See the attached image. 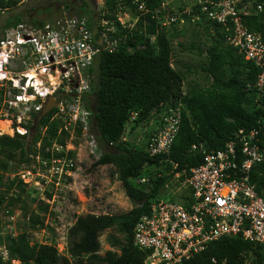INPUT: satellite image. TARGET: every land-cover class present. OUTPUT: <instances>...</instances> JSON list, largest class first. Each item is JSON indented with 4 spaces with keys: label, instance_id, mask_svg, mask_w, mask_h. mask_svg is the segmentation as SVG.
Instances as JSON below:
<instances>
[{
    "label": "built area",
    "instance_id": "1",
    "mask_svg": "<svg viewBox=\"0 0 264 264\" xmlns=\"http://www.w3.org/2000/svg\"><path fill=\"white\" fill-rule=\"evenodd\" d=\"M87 2H95L89 9H94L90 10L94 17L99 16L96 21L66 15L42 26L19 23L0 37V120L9 123L11 136L27 140L47 98L56 104L45 116L47 124L35 134L23 172L16 174L25 188L33 187L45 195L51 183L56 189L61 186L63 179L71 175L76 160L70 154L80 148V142L87 146L89 157L97 161L101 158L92 129L91 107L86 101L91 93L89 69L100 54L112 53L128 42L123 32L131 37L139 19L148 16L160 29L173 25L180 28L202 18L220 24L228 33L224 44L256 67L258 73L252 87L259 99L264 98V42L246 29L242 20L246 12L236 8L239 0H179L180 7L170 6L167 1L153 9H148L143 1L133 0L134 13L123 5L126 0H118L114 16L104 9V0ZM257 11H261V6H257ZM148 19L145 25L149 24ZM180 109V105L162 106L160 128L147 141L146 151L151 157L169 154L179 130ZM136 117V113H131L129 120ZM51 124L57 125L56 137L45 146L43 140ZM2 135L5 134L0 130ZM262 136L264 120L260 119L258 128L239 129L222 148L203 152L199 166L176 171L177 165L172 164L165 176L172 175L171 180H176L186 193L180 195L181 202L155 200L148 213L136 221L133 245L148 252L144 264H181L228 237H240L264 252V198L251 181L252 169L264 162ZM62 137L63 142H58ZM146 182L148 178L136 181ZM54 198L55 195L51 200ZM40 201L49 203L44 198ZM2 214L8 218L2 233L14 235L13 223H8L12 216H8L9 211ZM0 257L8 259L3 246ZM241 257L242 264H258L251 252Z\"/></svg>",
    "mask_w": 264,
    "mask_h": 264
},
{
    "label": "trees",
    "instance_id": "2",
    "mask_svg": "<svg viewBox=\"0 0 264 264\" xmlns=\"http://www.w3.org/2000/svg\"><path fill=\"white\" fill-rule=\"evenodd\" d=\"M132 1L126 0L123 5L134 13ZM139 1H143L148 9L167 1L173 7L181 5L179 2L178 6H174L171 0ZM117 2L104 0V9L112 16ZM16 5L18 2L14 0H0V16ZM257 6H261V11H257ZM76 8V16L90 19L87 0H80ZM236 8L246 12L242 17L246 29L259 35L264 42V0H239ZM147 19L148 16L139 19L131 37L128 32H123L127 34L128 42L112 53H102L97 57L95 66L89 69V95L93 97L94 104L92 99L87 100L91 107L92 129L100 148H108L109 144H113L93 166L112 165L126 196L140 205L125 214H87L78 217L69 230L65 256L60 255L53 244H40L32 240L30 232L43 228L45 216L31 212L24 223V231L15 237L1 235L0 221V246H5L8 256L7 260L0 257V264H11L12 261L20 264H144L148 252L140 251L133 245V228L136 221L148 213L150 205L172 177L163 174L152 180L151 170L160 165L171 170L172 164H176V171H188L202 163L203 152L222 148L236 131L258 128V121L264 120V98L259 99L252 87L258 71L235 49L224 44L228 33L220 24L205 18L193 23L203 26L210 40L206 62L201 67L204 77L210 81L206 86L194 85L184 94L182 86L189 68L185 72L176 70L171 62V39L178 35V27L173 25L160 29L156 22L149 19V24L145 25ZM22 21L20 16L8 18L1 30L6 32ZM42 22L35 21L34 24ZM164 105H180L179 130L168 155L151 157L146 148L130 145L124 135L131 134L138 127L145 129L153 120L159 119L161 124L160 114ZM131 113L137 114L134 121L129 120ZM46 124L47 119H44L41 126ZM56 133L57 125H48V135L43 144L49 145ZM146 136L149 139L152 134ZM64 138L58 139V142H63ZM262 138L264 140V136ZM29 151L24 137L0 136V188L5 190L4 196L0 195V210L8 208L9 211L20 200V195L9 199L5 197L13 187H18L20 194L26 192L21 180H11L8 175L11 172L9 167L17 157L20 164H26ZM142 178H148V182L137 184L136 181ZM251 181L257 193L264 198V162L252 169ZM45 195L51 199V194L46 192ZM47 208L43 205L38 209L39 212H46ZM111 228L119 230L122 240L110 239L108 244L114 251H107L100 256L99 238ZM247 252L252 253L258 264L263 262L261 247L240 237H228L210 244L204 252L181 264H242L241 255Z\"/></svg>",
    "mask_w": 264,
    "mask_h": 264
},
{
    "label": "rangeland",
    "instance_id": "3",
    "mask_svg": "<svg viewBox=\"0 0 264 264\" xmlns=\"http://www.w3.org/2000/svg\"><path fill=\"white\" fill-rule=\"evenodd\" d=\"M172 2L174 6L179 5V0H173ZM79 5L80 0H26L16 5L14 9L7 10L1 14L0 37L5 32V30H1V27L8 18L20 16L29 25L31 24L30 22L33 23L35 21L59 20L66 17V15L68 16V14L76 16L77 14L75 13H78L76 7ZM91 5L92 3L88 2V7ZM66 7H68L67 12L65 11ZM90 10L94 9L90 8ZM178 30V35L171 39V62L173 68L176 70L185 72V69L189 68L185 72L186 76L182 86L183 93L185 94L190 87L194 85L206 86L210 81L204 77L201 71L202 65L206 62V50L210 46V40L205 33L204 27L201 25L186 23L178 28ZM209 32L211 33L210 29ZM91 99L93 105V97ZM0 122L3 121L0 120ZM3 123L7 126L6 131L0 130L6 136H11L12 131L8 128L9 123ZM147 134L148 132L144 128L138 127L131 134L125 133L124 137L134 148H146ZM80 145V148L78 146L75 148V151H72L71 157L73 160H76V163L70 171V177L63 179L61 186L57 189L54 188L52 183L47 188L46 192L51 194V198L55 195L54 199H48L44 193H38L33 187L29 186H26L25 194H20L18 187L15 186L5 196L7 199L18 195L21 196L16 205L11 210L9 209L8 216H12V219L8 220V223H13V226L14 223L16 224L13 232L15 234L23 232L25 228L24 223L28 219L29 214L31 212L35 214L39 213L40 216H45V221L41 230L30 232L32 240L40 244H53L58 253L64 256L68 245L69 230L78 217L87 214L96 216L125 214L140 205V203L126 196L117 178L116 169L112 165L93 166L97 160L88 156L85 144H81L80 142ZM110 149V146L108 148L103 147L101 151L103 153ZM0 160H2V156H0ZM24 166L25 164H20L17 157L14 164H11L9 167L11 170L10 174L20 175L23 172ZM169 172L170 170H167L165 165H160L157 169L151 170L152 180ZM25 180H28V178ZM4 191V188H0V195L4 196ZM185 193L186 191L178 187L176 180H169L166 187L157 195L156 200L181 202L180 195ZM40 198L48 200L49 203L40 201ZM42 204L48 207L46 212H39L38 208L42 207ZM7 219V216L0 212V221H7ZM5 235L10 234L7 233ZM112 238L122 240V236L117 228L107 229L100 236V256H103L107 251H114L108 244ZM14 262H11V264H14Z\"/></svg>",
    "mask_w": 264,
    "mask_h": 264
},
{
    "label": "water",
    "instance_id": "4",
    "mask_svg": "<svg viewBox=\"0 0 264 264\" xmlns=\"http://www.w3.org/2000/svg\"><path fill=\"white\" fill-rule=\"evenodd\" d=\"M56 106L54 100L50 97L47 98L46 103L44 104L42 110L36 115L33 126L30 131V136L28 138V143L30 144L34 138V135L37 131L39 123L43 120V118Z\"/></svg>",
    "mask_w": 264,
    "mask_h": 264
},
{
    "label": "bare ground",
    "instance_id": "5",
    "mask_svg": "<svg viewBox=\"0 0 264 264\" xmlns=\"http://www.w3.org/2000/svg\"><path fill=\"white\" fill-rule=\"evenodd\" d=\"M5 1H9V0H5ZM14 1H17L18 4H20V3H22V2H25L26 0H22V1H20V0H14ZM94 4H95V2H92V5H94ZM63 9H64V8H63ZM90 19H92L93 21H96L97 19H99V16L96 14V17H94V15L91 14V15H90ZM46 22L49 23V22H51V21L49 20V21H46ZM46 22L43 21L42 24H36V23H38V22H36L35 25H41V26H42V25H43L44 23H46ZM20 23H25V22L22 21V22H20ZM30 23H31V24H34V22H33V23L30 22ZM18 24H19V23H18ZM16 25H17V24H16ZM13 26H15V25H13ZM13 26H11V27H13ZM11 27H10V28H11ZM10 28H9L8 30H6V31L9 32V31L11 30ZM89 28H91V26H89ZM1 37H2V35H1ZM50 98H51V97H50ZM89 99H91V96L87 95V97H86V101L89 100ZM90 112H91V110H90ZM44 119H45V117L43 118V120H44ZM43 120H42V121H43ZM42 121L39 123L38 128L41 126ZM6 127H7V126H6L5 123L0 122V129L6 131ZM31 128H32V126H31ZM31 128H30V130H31ZM38 128H37V130H38ZM36 133H37V131H36ZM36 133H35V134H36ZM35 140H36V139H34V142H35ZM31 150H32V148H30V151H29V152H31ZM14 264H17V262L15 261ZM18 264H19V262H18Z\"/></svg>",
    "mask_w": 264,
    "mask_h": 264
},
{
    "label": "crops",
    "instance_id": "6",
    "mask_svg": "<svg viewBox=\"0 0 264 264\" xmlns=\"http://www.w3.org/2000/svg\"><path fill=\"white\" fill-rule=\"evenodd\" d=\"M159 119L158 120H153V121H151L150 122V124H149V126L148 127H146L145 128V130L148 132V133H150V134H152L153 135V133H155L158 129H159ZM9 137H12V136H9ZM34 138H35V135H34ZM34 138H33V140H32V142L29 144L28 143V139L26 140V144H27V146L28 147H30V148H32L33 147V145H34ZM147 141H148V139H147ZM30 154V152L28 153V155ZM28 155H27V157H28ZM70 155H72V154H70ZM23 164H25V163H23ZM26 165V164H25ZM21 168H22V166H21ZM9 177H10V179L12 180V179H14V178H16L17 179V181L18 180H20L15 174H10V175H8ZM23 183V182H22ZM25 188V187H24ZM13 262V261H12Z\"/></svg>",
    "mask_w": 264,
    "mask_h": 264
},
{
    "label": "clouds",
    "instance_id": "7",
    "mask_svg": "<svg viewBox=\"0 0 264 264\" xmlns=\"http://www.w3.org/2000/svg\"><path fill=\"white\" fill-rule=\"evenodd\" d=\"M4 34V33H3ZM30 136V135H29ZM29 138V137H28ZM8 208H2V210H0V212H1V214H2V212H4V211H8L7 210ZM4 221H2L1 222V227H2V230H3V226H4ZM14 226H16V224L14 225ZM15 230V229H14ZM17 234V233H16ZM16 234L14 233V235H10V236H12V237H15L16 236ZM1 235L3 236V235H5V234H3L2 232H1ZM0 247H2V246H0ZM3 247H5V246H3ZM6 250V249H5ZM7 252V251H6Z\"/></svg>",
    "mask_w": 264,
    "mask_h": 264
}]
</instances>
